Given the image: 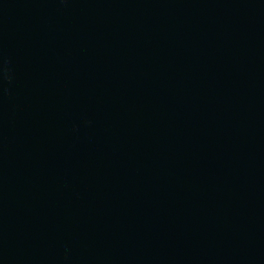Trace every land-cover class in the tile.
Returning <instances> with one entry per match:
<instances>
[{"label": "water", "instance_id": "95a60500", "mask_svg": "<svg viewBox=\"0 0 264 264\" xmlns=\"http://www.w3.org/2000/svg\"><path fill=\"white\" fill-rule=\"evenodd\" d=\"M0 264H264V0H0Z\"/></svg>", "mask_w": 264, "mask_h": 264}]
</instances>
